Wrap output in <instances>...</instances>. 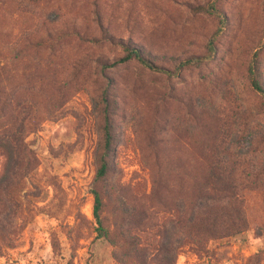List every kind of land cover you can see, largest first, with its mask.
Segmentation results:
<instances>
[{"label":"rangeland","instance_id":"rangeland-1","mask_svg":"<svg viewBox=\"0 0 264 264\" xmlns=\"http://www.w3.org/2000/svg\"><path fill=\"white\" fill-rule=\"evenodd\" d=\"M206 1L0 0V66L22 84L33 115L25 142L37 161L0 264H264V98L248 72L263 0H221L224 29L200 66L168 77L135 58L116 63L127 46L172 70L206 54L220 26L196 12ZM61 30L85 38L28 46ZM258 78L264 85V50ZM105 104L115 167L106 184L95 176ZM95 187L116 245L97 238ZM210 189L236 194L248 229L202 252L184 243L183 222Z\"/></svg>","mask_w":264,"mask_h":264},{"label":"trees","instance_id":"trees-1","mask_svg":"<svg viewBox=\"0 0 264 264\" xmlns=\"http://www.w3.org/2000/svg\"><path fill=\"white\" fill-rule=\"evenodd\" d=\"M30 1L40 3L49 0ZM220 2L221 0H207L204 4L195 7L196 12L209 14L220 22V26L208 42L206 54L181 59L172 70L155 64L143 56L136 48L127 46L125 48V56L118 59L116 63L135 58L149 70L171 77L179 75L184 68L200 66L212 60L216 50V42L222 34L225 24ZM71 37L85 38L77 30H61L59 33H47L30 42L28 46L35 51L54 50L61 42ZM263 50L264 27L258 42V49L254 52L248 67L252 90L264 98V85L258 78V64ZM10 85L11 88L13 87L11 90L9 89ZM23 92L21 82L14 77L12 78L5 66H0V250L5 245H15L13 236L15 237L17 234L16 222L23 207L24 180L26 175L30 174L35 168L37 162L34 152L29 149L25 142L27 134L31 131L29 121L32 120L33 115L26 100L21 96ZM113 150L114 125L110 118V107L105 104L102 108L101 143L95 154L97 166L95 176L98 183L106 184L108 177L115 173V167L111 162ZM206 181L208 179H205L203 183ZM112 188L115 189V187ZM212 190L210 189V192L201 190L199 195L202 198L194 199L193 202L187 205V213L183 222L184 243L202 252L206 251V246L210 241L229 239L248 229V222L241 205L238 204L239 201L236 194L219 193L217 191L216 197ZM92 194L94 198L93 216L97 224V238H104L116 245L120 237L110 232L103 217L106 207L104 190L95 187Z\"/></svg>","mask_w":264,"mask_h":264}]
</instances>
